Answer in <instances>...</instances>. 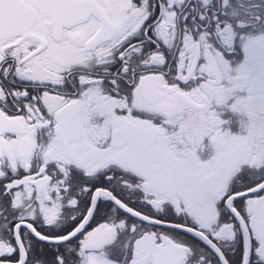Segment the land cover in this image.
<instances>
[{
    "label": "snow or ice",
    "instance_id": "obj_1",
    "mask_svg": "<svg viewBox=\"0 0 264 264\" xmlns=\"http://www.w3.org/2000/svg\"><path fill=\"white\" fill-rule=\"evenodd\" d=\"M0 264H264V0H0Z\"/></svg>",
    "mask_w": 264,
    "mask_h": 264
}]
</instances>
